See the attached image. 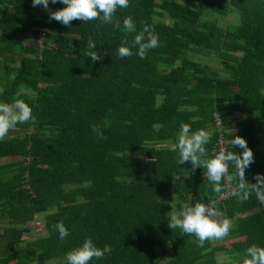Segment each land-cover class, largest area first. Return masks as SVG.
<instances>
[{
  "label": "trees",
  "instance_id": "1",
  "mask_svg": "<svg viewBox=\"0 0 264 264\" xmlns=\"http://www.w3.org/2000/svg\"><path fill=\"white\" fill-rule=\"evenodd\" d=\"M193 1L197 8L130 0L112 23L65 26L49 19L62 3L50 0L46 10L33 0H0V103H12L22 84L32 90L20 97L32 119L0 141V264L65 261L87 238L111 246L90 264H218L221 252L232 258L225 264H239L252 244L264 247V206L255 195L220 205L234 221L220 245L198 247L195 236L168 227L174 195L186 205L215 198L203 168L159 148L177 143L182 122L193 131L214 127L208 158L217 145L215 114L224 124L244 115L241 131L226 135L244 138L252 151L264 134V0ZM233 11L236 27L204 17ZM129 16L133 32L124 30ZM146 24L159 46L140 59L132 41ZM90 37L96 62L86 54ZM124 40L131 57L118 55ZM193 54L217 56L228 76ZM257 174L264 175V158L254 159L245 178L254 184ZM38 214H45L47 235L20 249L28 229L18 226ZM61 221L70 233L63 240L55 229Z\"/></svg>",
  "mask_w": 264,
  "mask_h": 264
},
{
  "label": "clouds",
  "instance_id": "2",
  "mask_svg": "<svg viewBox=\"0 0 264 264\" xmlns=\"http://www.w3.org/2000/svg\"><path fill=\"white\" fill-rule=\"evenodd\" d=\"M50 0H33V7L43 6L48 10ZM62 3L66 5L61 10L51 12L50 21L55 20L65 26H70L74 20L89 22L99 20L103 24L112 23L113 16L118 8L130 6V0H51L52 4ZM126 32L135 31V24L132 17H126L123 21ZM88 57L93 62L99 61L96 44L89 38ZM128 41L124 40L118 48V55L121 58L131 57L132 48L128 47ZM136 55L144 59L149 50L159 46V37L155 29L145 25L143 30L135 35L132 47H137ZM15 79L13 75L11 77ZM3 90L0 89V92ZM32 90L23 84L12 103H0V141L4 140L9 132L18 124L27 123L32 119L31 107L20 97L31 94ZM194 120L197 118H193ZM217 123L221 121L218 117ZM93 131L103 135L98 126H93ZM212 133L204 129L193 131L188 123L180 124L177 143L172 145V151H178V163L191 162L192 169L203 168L204 175L211 184V191L215 198L210 197L208 203L196 202L194 205H184L180 211L175 210V199L168 227L172 230L180 229L184 234L195 236L198 247L203 248L206 242L222 241L229 237L234 227L232 219L225 216L219 209L220 200L231 195L237 198L240 203L248 201L255 195L258 202L264 206V175L257 174L254 179L257 183H249L245 178L246 169L254 162L253 151L248 147L247 141L239 136L229 141L232 147L239 146L242 152H231L225 147L219 151L213 150L208 158L206 145L211 139ZM230 165L234 166V173H229ZM238 178V184L231 186L233 178ZM179 180V176H175ZM61 240L70 235L68 229L61 221L55 225ZM111 252V246L106 245L103 249L98 248L91 238L85 239L81 247L69 251L65 256L66 264H90L93 259H101L106 253ZM239 264H264V247L252 244L245 249Z\"/></svg>",
  "mask_w": 264,
  "mask_h": 264
},
{
  "label": "rangeland",
  "instance_id": "3",
  "mask_svg": "<svg viewBox=\"0 0 264 264\" xmlns=\"http://www.w3.org/2000/svg\"><path fill=\"white\" fill-rule=\"evenodd\" d=\"M177 2H180L188 7L191 8H197L193 0H175ZM205 18H212L215 19L217 24L220 27L226 28V27H236L238 25V19L239 16L236 11L230 12L228 16H216L213 14H206L204 16ZM165 20H162L161 22H164ZM20 40H24V37H20ZM190 58L198 62L200 64H207L210 66V68L217 72L220 76H228L226 71L223 69V65L220 61V59L215 55H197L193 54L190 56ZM261 138V137H260ZM263 141V139H262ZM19 159H16L15 161H18ZM10 162V161H8ZM175 209H177L175 205ZM52 212V210L50 211ZM225 214V213H224ZM226 216V214H225ZM227 217V216H226ZM21 228H27L28 231L25 233V241L23 244H21V248H25L28 246L29 243L38 241L45 237L47 235V230L45 227V214H38L36 217L31 220L28 225L26 226H18ZM4 228V227H3ZM2 228V229H3ZM215 245L222 244L220 241L218 243H214ZM232 261L231 256L227 255L226 253H219L217 254V263L218 264H225L230 263ZM66 261L61 260H54L53 262H46L41 264H65ZM11 264H15L14 262ZM27 264H39L38 261L34 260Z\"/></svg>",
  "mask_w": 264,
  "mask_h": 264
},
{
  "label": "crops",
  "instance_id": "4",
  "mask_svg": "<svg viewBox=\"0 0 264 264\" xmlns=\"http://www.w3.org/2000/svg\"><path fill=\"white\" fill-rule=\"evenodd\" d=\"M245 118V116L244 115H242V114H240V113H235V114H233L230 118H229V120H227V122H225V129H226V134H229V135H233V136H235L236 134H238L240 131H241V129H240V122L243 120ZM206 131H210L211 133H212V136H213V134H214V127L213 126H210V128H208ZM212 136H211V139H212ZM210 139V140H211ZM262 139H263V141H262ZM177 141H178V134H177ZM173 144H175V142H163L160 146H159V148H161V149H164V150H171L172 149V145ZM234 148V150H235V152H237V150H239L240 148H239V146H234L233 147ZM253 154H254V159L256 158V159H263L264 158V134L263 135H261V138H260V141H259V143H258V145H257V147H256V150L255 151H253ZM149 161H151V162H153L154 161V159H152V160H149ZM193 176V174L192 173H190V174H187L186 175V177L187 178H190V177H192ZM174 199H175V205H176V207H177V209H175L176 211H180L181 210V208H180V206L181 207H183L184 205H186V204H184V203H182V200H180V197L178 196V195H174L173 197H172V200H171V206L173 207V202H174ZM220 210H221V208H219ZM223 213H225L223 210H221ZM226 214V213H225ZM227 216V215H226ZM228 217V216H227ZM229 218V217H228ZM233 220V219H232ZM234 222V221H233ZM24 243V242H23ZM23 243H21V244H23ZM21 244H20V247H21ZM222 253V252H221ZM219 254V253H218ZM223 254V253H222ZM227 254V253H226ZM227 255H229V254H227ZM230 256V255H229ZM216 259H217V256H216ZM30 263V262H29Z\"/></svg>",
  "mask_w": 264,
  "mask_h": 264
},
{
  "label": "bare ground",
  "instance_id": "5",
  "mask_svg": "<svg viewBox=\"0 0 264 264\" xmlns=\"http://www.w3.org/2000/svg\"><path fill=\"white\" fill-rule=\"evenodd\" d=\"M217 116H220L219 114H215L214 115V118H215V127H216V131H217V134H218V138H217V145H216V147H215V151L217 152L218 151V141H219V138L223 135L226 139H228V140H232L233 138H230V137H228L227 135H226V129H225V124H224V120H223V118L221 117V119H222V125H221V128H218L217 127V125H216V117ZM233 147L231 146V144L228 146V148H227V150L228 151H230V149H232ZM212 154H213V152H212ZM229 173L230 174H233V172H232V170H231V165H230V167H229ZM238 184V180H237V177H235L234 176V178H233V185L234 186H236ZM232 197V196H231ZM230 197V198H231ZM229 198V199H230ZM229 199H227V200H225V201H223V202H221V203H219V205H218V207H220V205L221 204H223L224 202H226V201H228ZM203 203H208V201H204Z\"/></svg>",
  "mask_w": 264,
  "mask_h": 264
},
{
  "label": "built area",
  "instance_id": "6",
  "mask_svg": "<svg viewBox=\"0 0 264 264\" xmlns=\"http://www.w3.org/2000/svg\"><path fill=\"white\" fill-rule=\"evenodd\" d=\"M218 117H219V119H220V121H221L220 124L217 123ZM216 125H217L218 128H221V125H222V119H221L220 116H217V117H216ZM229 141H231V140L226 139V138L222 135V136L219 138V141H218V151H219L220 147H225V148L227 149L228 146L230 145ZM218 151H217V152H218ZM231 186H232V187H235V186L233 185V180L231 181ZM230 197H231V195L226 196L224 199L220 200L219 203H221V202H223V201L229 199Z\"/></svg>",
  "mask_w": 264,
  "mask_h": 264
}]
</instances>
